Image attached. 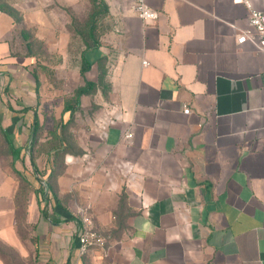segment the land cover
Returning a JSON list of instances; mask_svg holds the SVG:
<instances>
[{"label":"crops","instance_id":"0c3cea01","mask_svg":"<svg viewBox=\"0 0 264 264\" xmlns=\"http://www.w3.org/2000/svg\"><path fill=\"white\" fill-rule=\"evenodd\" d=\"M78 1L0 0V128L14 150L1 133L0 247L36 264H264V52L236 43L242 4L145 0L157 18L142 21L133 0H102L118 30L108 96L77 152L36 151L51 160L43 181L23 165L38 47L69 45ZM80 54L90 67L104 53ZM84 216L106 243L80 254Z\"/></svg>","mask_w":264,"mask_h":264},{"label":"rangeland","instance_id":"374dc122","mask_svg":"<svg viewBox=\"0 0 264 264\" xmlns=\"http://www.w3.org/2000/svg\"><path fill=\"white\" fill-rule=\"evenodd\" d=\"M69 26L73 38L67 47H38L41 51L40 61L35 67L38 73V103L35 112L39 121L38 139L26 145L28 155L26 162L23 161V165L30 168V154H39L36 151L44 152L52 144L58 149L64 146L65 149L77 152L79 129L86 119L92 118L99 111L98 101L108 96L109 85L106 76L115 60V41L118 33L108 6L102 0H79L72 10ZM89 45L94 46L88 48ZM99 47H102L104 54L93 55L89 69L82 74L80 52ZM88 82L91 85H88ZM79 87L87 91L77 98ZM50 133L53 140L49 138L52 141L46 142V134ZM34 159L40 176L39 181H43L46 174V158ZM0 254L6 256L8 264H36L32 257L22 258L11 247L1 246Z\"/></svg>","mask_w":264,"mask_h":264},{"label":"built area","instance_id":"2783aa9c","mask_svg":"<svg viewBox=\"0 0 264 264\" xmlns=\"http://www.w3.org/2000/svg\"><path fill=\"white\" fill-rule=\"evenodd\" d=\"M234 3L244 5L248 10L247 26L238 29L236 34V43L241 45L250 43L258 52H264V11L256 10L252 6L251 0H232ZM134 10L138 18L142 21L154 20L157 18V12L151 9L145 0H133ZM146 62H143L145 65ZM184 113H188L189 109L184 108ZM106 121H101L99 126L103 130L106 126ZM124 137L130 141L132 134L125 133ZM78 251L84 254L92 247L105 246L106 239L100 235L93 227L92 221L88 216H84L81 225L77 230Z\"/></svg>","mask_w":264,"mask_h":264},{"label":"trees","instance_id":"16d2710c","mask_svg":"<svg viewBox=\"0 0 264 264\" xmlns=\"http://www.w3.org/2000/svg\"><path fill=\"white\" fill-rule=\"evenodd\" d=\"M94 45H89L88 46V48L90 47H93ZM89 68V64L86 62V61H84V63H82V68H81V70H82V72H84L85 70H87ZM88 85H91V83L90 82H88ZM86 91H87V89H85V88H83V87H79L78 89H77V97H79L80 95H82V94H85L86 93ZM68 110H70V109H68ZM38 127H39V123H38V119H37V116L34 114V117H33V123H32V125H31V127H30V134H32V142L33 141H35V140H37L38 139V134H37V131H38ZM2 133V135L6 138V142H7V145H8V147H9V149L13 152L14 150H13V147H12V143H11V141L8 139V137L5 135V133L2 131V129L0 128V134ZM30 157H31V159H32V162H31V165H32V168H33V170L35 171V173H36V176H37V179H39L40 178V176H39V174H38V168L35 166V154H34V152L33 153H31L30 154ZM37 158V157H36ZM51 167V160H50V158H46V160H45V169L47 170L48 168H50ZM49 170V169H48ZM18 172V171H17ZM46 173V172H45ZM18 174L20 175V176H22V178L24 179V181H26V178H25V176H23V175H21V173H19L18 172ZM45 175V174H44ZM48 180H49V178L48 179H45V181H46V183H48ZM49 184V183H48Z\"/></svg>","mask_w":264,"mask_h":264}]
</instances>
